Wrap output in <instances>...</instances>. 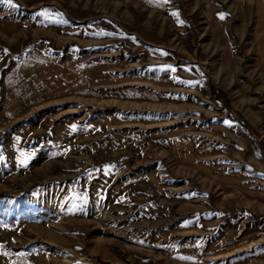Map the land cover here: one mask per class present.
<instances>
[{"label": "rangeland", "instance_id": "374dc122", "mask_svg": "<svg viewBox=\"0 0 264 264\" xmlns=\"http://www.w3.org/2000/svg\"><path fill=\"white\" fill-rule=\"evenodd\" d=\"M0 264H264V0H0Z\"/></svg>", "mask_w": 264, "mask_h": 264}, {"label": "snow or ice", "instance_id": "6c2138e0", "mask_svg": "<svg viewBox=\"0 0 264 264\" xmlns=\"http://www.w3.org/2000/svg\"><path fill=\"white\" fill-rule=\"evenodd\" d=\"M7 3H11V0H6Z\"/></svg>", "mask_w": 264, "mask_h": 264}]
</instances>
